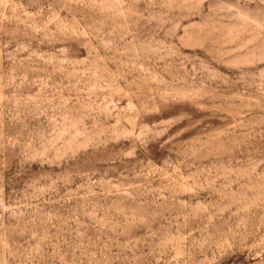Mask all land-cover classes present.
Masks as SVG:
<instances>
[{"label":"rangeland","instance_id":"1","mask_svg":"<svg viewBox=\"0 0 264 264\" xmlns=\"http://www.w3.org/2000/svg\"><path fill=\"white\" fill-rule=\"evenodd\" d=\"M0 264H264V0H0Z\"/></svg>","mask_w":264,"mask_h":264}]
</instances>
